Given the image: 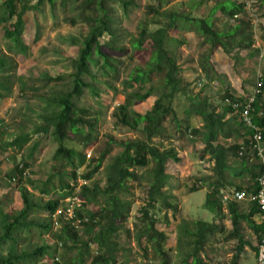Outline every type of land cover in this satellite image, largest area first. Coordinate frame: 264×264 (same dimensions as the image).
<instances>
[{
    "label": "rangeland",
    "instance_id": "1",
    "mask_svg": "<svg viewBox=\"0 0 264 264\" xmlns=\"http://www.w3.org/2000/svg\"><path fill=\"white\" fill-rule=\"evenodd\" d=\"M128 1L130 4L126 11L119 3L110 1L113 8L112 14L115 17L113 26L116 37L101 38L102 50L110 58L113 67H107L101 59L92 64L90 66L92 75L91 77L85 75L84 80L94 86L96 95L93 94V89L84 88L81 96H73L77 107L88 109L89 115H83V117L93 121L91 127L85 126L81 132L74 134L68 131V135L66 134L64 139L66 147L82 152L88 162L91 158L97 159L107 148L108 142L113 140L109 146V153L89 182L90 184L97 183L101 187L105 185L106 181L105 164L112 155L121 151L118 143L144 137L140 132L144 126L142 118L132 116V119L138 123V128L135 131L118 125L112 116L116 107L123 103L128 93L133 91L144 93L152 88L151 95L144 101H135L130 104V108L143 112L150 109L160 95L168 92L169 89L163 86V71L151 72L148 81L141 87L135 84L132 87L126 85L127 76L135 66L146 68V61L154 48L152 40L146 37L139 50L133 49V39L139 35V26L146 25L149 31L167 26L170 22L169 13H176L179 16L209 17L216 30L229 29L233 24V20L229 19V16L225 15L223 11H214L215 8L220 9L222 6L229 5L226 4L229 0ZM233 1L238 3L245 0ZM3 2L4 0H0V55L8 57L11 67L7 73L9 89L4 88L6 84L3 82V76L6 73L0 71V209L10 213L21 208L19 187L22 185L32 194L31 199L36 205L65 194L60 199V203H62V200L68 195L64 192L66 188L63 189L61 183L71 182L72 164L66 160L55 158L58 143L51 133V127L48 132H35L34 129L44 123L42 114L45 113V98L61 95L70 89L71 60L76 57L81 37L87 32V24L82 20L79 9L68 0H55L53 5L48 0H43L39 4L37 0H30L31 7L24 14L25 22L21 33L24 44L28 46V52L21 54L16 51L11 39L4 35V29L9 23L7 20L4 21L7 10ZM251 2L248 9L253 15L239 14L235 20L249 19L253 26V34L264 35V5L252 2L251 6ZM244 11L246 10L244 9ZM179 16L174 17L173 27L167 29L164 46L179 66L177 77L184 86L187 95L197 94L208 98L214 105H224L220 99L226 88L231 93L238 90V87L231 83L229 78H234L239 72L246 73V81L245 84L242 83V88L245 86L247 91H251L256 82L255 71L258 72L257 76L260 74L264 76V56L258 57V59L255 56V59L254 57L250 59L247 65L250 69H248L241 64V60L234 57L236 48L225 54L222 49H219L221 48L219 46L212 49L215 50L210 53L208 61L211 67L206 72L204 69H207V64L204 58L210 52V48L204 42L203 37L196 34L192 27L185 24V21ZM73 38L78 40L73 41ZM262 41L264 42V40ZM106 42L111 44L114 50L106 48ZM262 54L264 55V52ZM212 71L217 72L220 77L213 78L209 74ZM261 97L264 100V89L261 91ZM190 104L191 101L185 94L182 92L177 94L172 99L171 106L175 110L180 124L176 125L170 117H165L160 122L157 136L152 138L153 143L158 144L160 148H172L182 159L178 163L166 165L169 177L163 188L169 197L168 201L176 206V211L173 212L172 209L158 203L150 211V215L167 233L164 247L169 264H180L185 255L193 248L192 244H188L189 236L183 233L184 228L181 226L187 225L192 228L194 220L212 222L216 219V222L220 221L225 232L216 231L208 236L203 249H198V254L203 259L202 264H228L235 253L236 240L227 237L230 223L226 210H223L225 216L219 219L203 206L206 192L210 190L211 168L206 155L204 158L202 157L204 155L202 152L203 135L198 131L202 129V121L199 116L189 113ZM81 126L80 124L79 128ZM241 127L238 128L244 132L240 134L238 140L233 137L230 139L219 138V142L216 143L228 145L238 142L243 137L247 136L248 138L247 128L243 124ZM193 129L198 133L193 134L191 131ZM23 132L28 133L29 140L20 148L18 146L5 147L6 144L3 146L5 141L12 140L13 134ZM252 158L257 161L255 156L252 155ZM233 160L236 159H233L232 155L228 156L231 166L227 169V174L230 177L240 169L237 168V163H234ZM76 161L74 160L75 163ZM20 164L27 166L28 173L25 177L18 174L12 175L14 166ZM151 166L152 162H149L147 167L137 168L139 179L129 180L127 182L128 189L121 194L123 199L130 202V212L118 231L117 242L120 244L121 255H117V259L121 261L123 258L126 264H159L161 260L160 257L154 256L152 246L148 245L144 238L138 241L136 238L134 239L135 232L143 226L138 210L146 203V188L150 181L147 173ZM83 170L84 166H80L76 172L81 173ZM243 179H239L241 180L239 181L236 178L235 180L244 184L247 181H243ZM192 188H196V190L192 191ZM231 189L233 188L227 190ZM102 200L100 197L96 203L90 206L91 209H99ZM240 205L242 212L247 211V202H240ZM48 219L51 220V217H48L47 212L36 206L28 216V220L33 221L34 224L28 229L18 232V252L30 251L34 246L44 242L59 245L60 240L56 234L60 227L56 229L51 225L50 229H45V226L39 225L41 222L46 223ZM242 233L244 238L255 245L253 233L245 223H242ZM9 244L10 242L2 244L0 253L5 254ZM78 247L82 246L77 244L76 249L60 247L54 255L58 260H54V257L48 255L42 258L24 259L19 264H50L52 261L66 264L65 260L68 259L72 260L68 264H90L89 253L95 252L96 245L91 243L89 253H84L83 257H80L79 253L82 249L79 250ZM238 264H257L256 252L252 248L244 246Z\"/></svg>",
    "mask_w": 264,
    "mask_h": 264
},
{
    "label": "trees",
    "instance_id": "2",
    "mask_svg": "<svg viewBox=\"0 0 264 264\" xmlns=\"http://www.w3.org/2000/svg\"><path fill=\"white\" fill-rule=\"evenodd\" d=\"M43 0H37L41 3ZM51 5L55 0H48ZM72 5L79 9V14L82 20L87 24V32L81 37V44L77 50L76 57L71 60L72 72L71 87L61 95H53L45 98V113L42 114L43 124L35 127L34 131L48 132L51 127V133L58 143L55 150V158L66 160L73 166L71 171V183H61L63 189L66 188L72 192L73 187L77 184V170L80 166H84V170L80 173V178L88 181L80 187L78 195L83 200L82 207L76 210L77 216L88 218V222H83L79 230L73 229L69 222H65L62 216H59V223L61 224L56 236L60 240L59 245L44 242L41 245L34 246L30 251L17 250L18 232L23 229H28L33 221L28 220V216L37 207H40L47 212L48 217H51L54 210L58 208L61 203L59 198H50L45 203L36 205L31 199L32 194L25 188L19 187V195L21 199V208L14 212H3L0 209V246L4 243L10 242V246L5 254L0 253V264H19L24 259H35L38 257H47L48 255L58 260L55 255L57 249L66 247L68 249H76L78 247L82 251L79 253L80 257L84 253H89V245L91 243L96 245V250L90 254V264H126L123 261L118 262L117 255L120 246L117 242L118 231L128 218L130 212V202L122 198V193L128 189L127 182L129 180L139 179L138 169L148 166L152 162V166L147 175L150 178L148 187L146 188V203L138 211L140 213V221L143 226L137 231L136 239L140 240L142 236L148 245L152 246L153 254L155 257H160L159 264H169L168 255L165 251L164 244L166 242V234L163 230L159 229L158 224L151 217L150 211L155 208V205L161 203L164 207L176 211V206L169 202V197L163 189L166 186L167 178L169 177L166 172V165L168 163H178L182 157L177 154L172 148H160L156 143H153L152 138L157 136L160 127V122L165 117H170L176 125L180 124L173 107L171 106L172 99L179 93L185 94L187 99L191 101L189 113L199 116L202 121V129L198 130L203 135V158L206 155L207 162L211 168L210 176V190L206 192L204 200V208L211 211L217 218H223V205L219 200V191L223 190L230 192L231 190H241L246 193L255 191L258 187L256 178L262 174L263 169L255 161L252 163L250 160L254 151L251 149L249 139L247 138L243 144H231L228 147H222L218 143L220 137H228L226 131V120L224 116L226 113H232L233 109L231 103L243 102L245 98L239 97L229 90H225L221 95L222 105L221 110H217L218 105L211 103L208 98L201 97L200 95H187L185 88L180 82L177 74L179 66L176 64L174 57L168 52L164 46V40L167 29L173 27L174 17L179 16L176 13L170 15V22L167 26H161L153 31H149L148 26H139V35L133 39V49L139 50L141 44L146 37L150 38L154 43V48L150 52L147 59L146 68L135 66L130 74L127 76L126 85L132 87L138 85L141 87L148 81V76L151 72L163 71V86L169 88L168 92L160 95V97L153 103L150 109L143 112L135 111L130 108V104L135 101H144L152 93V88L144 93L133 91L128 93L123 103H120L112 116L118 125L127 127L131 130L138 128V123L132 119V116L142 118L144 126L141 133L144 137L129 139L119 142L121 151L114 154L105 164L106 181L103 187L99 184H90L94 175L98 172L102 162L109 153V146L113 142L111 139L107 148L100 154L97 159L91 158L90 162L86 160L85 155L80 151L73 148H68L64 145L65 135L68 131L71 133H78L82 131L83 127H91L93 121L90 118H84L83 115H89L86 108H79L76 106L73 96H81L84 88L93 89V85L84 80V76L92 75L90 66L96 63L99 59L107 67H113L110 58L102 50L101 38L110 36L116 37L115 27L113 26L115 17L113 16V8L110 1L117 2L126 11L127 6L130 4L128 0H68ZM252 2L264 5V0H250ZM229 5L222 6L219 10L229 16L233 20V25L228 30H216L212 26L209 17H198L193 15L179 16L185 21V24L190 25L193 31L200 37H203L204 42L209 45L210 52L206 54L204 60L207 64L208 72L211 65L209 64L210 53L217 46L227 54L230 49L239 47L241 43L250 46L253 42L251 36L253 34L252 24L249 19L235 20V15H239L245 9V2L229 1ZM30 0H4L3 4L7 10L4 21H8L7 27L4 29L6 38L11 39L16 51L21 54L28 52V46L24 44L21 33L24 26V14L30 9ZM36 3V4H37ZM227 4V3H226ZM231 4V5H230ZM217 9V8H215ZM164 13V12H163ZM161 13V14H163ZM237 21V22H236ZM73 41L78 39L73 38ZM106 48H112L111 44L105 43ZM232 47V48H231ZM114 50V49H113ZM212 50V51H211ZM235 57V56H234ZM235 63V60H234ZM11 63L8 62V57L0 55V71L6 73L4 77L5 89H9L8 84V70ZM105 71V70H104ZM106 72V71H105ZM213 76L219 77L214 71ZM48 78V77H47ZM50 79V78H48ZM264 89V80L261 91ZM93 94L96 95L94 89ZM228 99L229 101H227ZM261 93L257 95L255 102L252 104L253 110L251 111L252 123L257 126L261 132L264 143V103L260 101ZM49 109V110H48ZM235 119L239 120L237 125H242L240 115L235 114ZM82 125L79 128V125ZM193 134L198 133L197 130H191ZM248 136L250 130L248 129ZM11 141H5L3 146H18L19 148L29 140L28 133L13 134ZM231 154L233 162L237 163V168L243 169L233 174L232 177L228 176L227 169L231 166L228 162V155ZM74 160H77L76 163ZM86 162L88 164L86 165ZM27 168L26 164L23 165ZM78 168V169H77ZM243 172L248 173V181L240 183L235 180L239 178ZM21 175L19 166H14L12 175ZM10 177V176H9ZM228 188H233L227 190ZM196 188H192L195 191ZM67 193L66 191H64ZM102 197V205L97 210H92L90 206L96 203ZM226 212L230 223V228L227 232L229 239L236 240L235 253L228 264H238L240 253L243 252L244 246H248L256 251V244L263 236L264 225L262 222L255 221V216L258 215V209L255 204L247 203V211L241 210L240 202L232 201L226 203ZM242 223L252 231L255 239V245L248 239L244 238L242 233ZM41 227L50 229L52 221L46 220V223H39ZM183 227V233L189 236L188 244H192L193 248L186 254L180 264H189L188 259L191 258L190 264H202L199 248L203 249V245L207 242L208 236L212 235L214 231L223 232V225L219 221L216 224H211L203 220L192 221V228L187 225ZM57 245V246H56ZM123 259V258H122ZM72 262L71 259L65 260L68 264ZM50 264H61L58 261H52Z\"/></svg>",
    "mask_w": 264,
    "mask_h": 264
},
{
    "label": "built area",
    "instance_id": "3",
    "mask_svg": "<svg viewBox=\"0 0 264 264\" xmlns=\"http://www.w3.org/2000/svg\"><path fill=\"white\" fill-rule=\"evenodd\" d=\"M249 0H245V7H248ZM234 17H238L235 15ZM264 76L258 75L256 77V82L254 88L251 92L246 95L243 102H232L231 106L233 111L239 113L242 124L250 130V135L248 136L251 149L254 151V156L258 164L263 169L262 174L257 178L258 187L255 191L246 193L241 190H231L226 192L223 190L219 191V200L223 206H226V203L230 200L236 202H247L255 204L258 209V215L261 222L264 225V143L261 130L252 123L251 111L253 110L252 104L255 102V99L258 94L261 93V88L263 85ZM229 101L228 99H226ZM21 170V175L25 177L28 173L27 168H24L22 164L19 165ZM80 173L77 172V184L73 187L72 192L65 190L68 195L62 200L61 205L56 208L51 215V221L54 228L61 226L59 223V216H62L65 222H69L73 229L79 230L82 227L83 222H86L88 218L86 216L79 217L77 216L76 210L82 207L83 200L78 195L79 189L82 185L88 184V181L80 178ZM70 185L73 184L70 182ZM88 222V221H87ZM256 262L257 264H264V232L262 238L256 244Z\"/></svg>",
    "mask_w": 264,
    "mask_h": 264
},
{
    "label": "crops",
    "instance_id": "4",
    "mask_svg": "<svg viewBox=\"0 0 264 264\" xmlns=\"http://www.w3.org/2000/svg\"><path fill=\"white\" fill-rule=\"evenodd\" d=\"M229 1H233V0H229ZM229 1H227L226 3H229ZM240 2H243V1H240ZM245 2V1H244ZM250 2V1H249ZM239 3V2H238ZM256 3V2H255ZM253 4H254V2H253ZM252 4V2H251V6L253 5ZM250 6V5H249ZM249 6L248 7H245V10L246 11H243L242 13H240V14H248L247 16H252L253 15V13H251V10L250 9H248L249 8ZM217 10H219V9H216V10H214V11H217ZM256 15V14H255ZM238 18V17H237ZM241 19H243V18H241ZM256 19V18H255ZM240 20V19H239ZM238 21V20H237ZM236 21V22H237ZM233 25V24H232ZM232 25H231V27H232ZM230 27V28H231ZM252 29H253V26H252ZM223 30H228L227 28L226 29H223ZM256 33H258V32H256ZM256 35V36H255ZM252 34V36H251V39L253 40V42H252V44L250 45V46H248V45H245V44H243V43H241V45H239V47H235L236 49H235V52H236V54H234V56L235 57H237L239 60H241L240 62H241V64H243L244 66H246L248 69H250L249 68V66H247L248 65V63L250 62V59H252L253 57H254V59H255V56L257 57V59H258V57H260V58H262L264 55L262 54V52H264V42L262 41V40H264V35L262 34H259V36H258V34ZM261 35V36H260ZM208 48H209V45H208ZM220 50L222 49V48H219ZM237 50V51H236ZM223 51V50H222ZM232 51V49H230V51H229V53ZM238 51H239V54H238ZM224 52V51H223ZM225 53V52H224ZM226 54V53H225ZM223 61H224V59H223ZM215 72V71H214ZM216 74H217V72H215ZM242 73V74H241ZM239 72V73H237V76H235L234 78H229V80H230V82L231 83H233L234 85H236L237 87H238V90H237V92H235V93H233V94H235V95H237V96H239V97H243V98H245L244 96H246V95H248L251 91H247L246 89H247V87H243L242 88V83H244L245 84V81H246V76H247V74L245 73L244 74V72ZM209 74H211V76L213 77V78H219V77H215V76H213V71L212 72H210ZM255 77H257V74H258V72L257 71H255ZM218 75V74H217ZM234 79V80H233ZM217 83H219V82H217ZM227 89V88H226ZM228 90V89H227ZM242 95V96H241ZM260 101L261 102H263L264 103V100L262 99V97H261V99H260ZM221 108H222V105H218V107H217V110H221ZM235 114H238L237 112H235V111H232V113H226L225 114V116H224V120H226V131L228 132V134H230V135H228V137H226V138H224V137H220V138H223V139H230L231 137H233L234 139H236V140H238V137L240 136V134L241 133H243V132H241L240 131V127L242 126V125H237L238 123H239V120H237V119H235ZM235 126V127H234ZM239 127V128H238ZM241 128H243V127H241ZM247 139V136L246 137H243L241 140H239L238 142H234V143H237V144H243V142L245 141ZM219 140V139H218ZM233 143V144H234ZM220 146H223V147H228L229 145H231V144H228V145H225V144H219ZM231 154H229L228 156H230ZM254 160L255 159H253V158H251V162L253 163L254 162ZM230 162V161H229ZM256 163H257V161H255ZM235 163V162H234ZM239 170H243V169H239ZM243 176H245V177H243ZM244 179H243V178ZM239 179H243V181H248V173H245V172H243V174H242V176L240 175L239 176V178H238V180ZM239 181H241V180H239ZM61 201V200H60ZM223 210H226L225 209V207L223 206ZM223 213L225 214V212L223 211ZM204 221V220H203ZM255 221L256 222H258V223H260L261 222V220H260V217H259V215H256L255 216ZM206 222H208V223H211V224H216V223H218V221L216 222V219H214L212 222H210V221H206ZM223 225V224H222ZM159 229H161V230H163V228L162 227H159ZM164 231V230H163ZM165 232V231H164ZM214 232H216V231H214ZM213 232V233H214ZM223 232H225V228L223 229ZM136 234H137V231L135 232V234H134V239L136 238ZM165 234H166V240H167V233L165 232ZM142 238H144L145 239V237L144 236H142L140 239H142ZM137 240V239H136ZM119 243V242H118ZM119 246H120V244H119ZM169 249V248H168ZM121 255V253H120V250H119V253H118V255ZM186 256V255H185ZM184 259V258H183ZM118 260V259H117ZM189 261H191V258L190 259H188ZM121 261H123V259L121 260ZM202 261H203V259H202ZM118 262H120V261H118ZM124 262V261H123ZM160 263V262H159Z\"/></svg>",
    "mask_w": 264,
    "mask_h": 264
}]
</instances>
